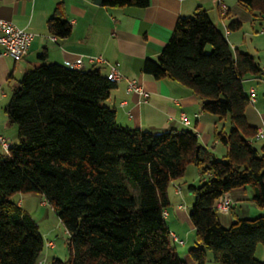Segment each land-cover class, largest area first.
Here are the masks:
<instances>
[{"label":"trees","instance_id":"obj_1","mask_svg":"<svg viewBox=\"0 0 264 264\" xmlns=\"http://www.w3.org/2000/svg\"><path fill=\"white\" fill-rule=\"evenodd\" d=\"M148 2L103 0V5ZM238 3L253 21L264 19V0ZM240 25L232 20L227 28ZM46 28L60 38L71 33L58 9ZM38 57L42 62L18 79L3 110L16 126L18 143L0 155V264L43 261L38 226L12 199L28 192L44 198L68 234L69 259L51 264H186L172 247L164 212L169 186L190 164L201 175L198 185H187L196 242L191 258L204 264L208 250L218 264H264L254 256L256 246L264 245V215L237 218L225 227L215 209L220 195L245 185L253 188L252 201L264 207V144H253L256 129L246 120L249 99L241 82L260 70L250 54L231 49L204 9L178 18L143 72L181 83L200 98L205 113L228 122V131L213 132L226 147L222 159L189 129L152 133L118 125L115 111L102 103L116 83L100 67L45 63V51Z\"/></svg>","mask_w":264,"mask_h":264},{"label":"crops","instance_id":"obj_2","mask_svg":"<svg viewBox=\"0 0 264 264\" xmlns=\"http://www.w3.org/2000/svg\"><path fill=\"white\" fill-rule=\"evenodd\" d=\"M221 4L227 7L224 14L220 11ZM197 7L207 12L232 50L250 54L259 66L258 74H246L241 82L249 99L245 107L246 120L256 130L264 128V35L259 33L264 27V19L253 21L250 12L240 6L238 0H149L145 7H110L104 6L103 1L95 4L94 0H0V18L12 21L34 35L27 54L21 60L0 56V101L8 98L4 90L6 84L13 78L20 79L25 71L39 65L42 61L38 56L44 51L45 63L66 64L80 69L98 66L105 75L110 64L118 63L123 77L103 101L105 106L115 111L118 125L148 131L189 129L216 156L219 142L213 137L214 129L228 131V122L205 113L200 98L181 83L169 79L155 80L143 72L145 60L157 59L178 18L192 16ZM57 9L61 19L71 26V33L66 38L56 37L46 28V21ZM232 20L241 23L237 30L227 28ZM78 60L80 65L75 64ZM132 78L137 79L144 96L127 90V81ZM0 111L3 110L0 108ZM183 115L187 118V125L183 123ZM13 129L0 112V134H4L10 146L13 144L10 139L15 141V137L9 136H13ZM253 144L260 148L264 140ZM219 150L223 158L226 147L223 145ZM192 171L194 179L186 181L187 185L201 177L197 169L196 173ZM171 185L172 196H178V201L173 202V212L166 208L165 220H172L167 223L171 244L186 264H197L188 253L196 246L194 227L189 219L193 199L189 192H183L177 179ZM177 187L180 188L179 193ZM228 194L233 204L231 212L225 215H232L223 220V224H230L237 218L264 215V207L252 201L251 186L234 188ZM169 201L172 202L170 195ZM17 203L28 211L20 201ZM259 245L254 256L262 261L264 259H260L258 253L264 255V245ZM205 255L204 264H218L210 251L206 250Z\"/></svg>","mask_w":264,"mask_h":264},{"label":"rangeland","instance_id":"obj_3","mask_svg":"<svg viewBox=\"0 0 264 264\" xmlns=\"http://www.w3.org/2000/svg\"><path fill=\"white\" fill-rule=\"evenodd\" d=\"M210 49H211V46L207 45L205 48V51L209 52ZM15 79L18 81L19 78L11 79L6 84V86L4 87V90L7 93L8 98L0 101V108L2 110H4V107L6 106V104L9 101V98H10L11 92H12V87H14V85L16 83ZM0 112H1V116L3 117V119L6 122L7 119H6V116L4 115V111H0ZM212 116H215V115H212ZM12 126L14 128L13 129V136L12 135H9V136L15 137V141L13 140V138H11L10 143H13L12 145H15L18 143L17 131H16V126L15 125H12ZM161 131L162 130H152L150 132L159 133ZM219 148H221V149L223 148V145L221 143H219L216 147V157L218 159H220L222 157L221 156L222 151H220ZM5 154H7V149H4L0 145V155H5ZM192 170H194V172L196 173V167H194V165H192V164L188 165L183 176L177 179V182L180 183V187L182 188L183 192H185L186 194H189L188 190H187V182L190 181V179H194L192 177V175H193ZM192 183L194 185H198L200 183V179L197 178L196 180H193ZM248 187L250 188V185H248ZM171 188H172V185L169 186L168 193L170 195V198L172 197V202L170 201L169 205L166 208L171 210V212H173V207H174L173 202L175 203L176 201H178L176 199V197H178V196H174V195L172 196ZM191 197L193 199L192 195H191ZM12 199L14 201H20L21 204H23V207L28 210L29 214L31 215V217L34 219V221L36 222V224L38 226V231L43 238V247H42V250H41L40 255H39V258L43 260V263L44 264H51L53 259H58V260L63 261V262L67 261L69 259V254H70L69 253V245H68V234H67L63 224L59 220L58 216L56 215V213L52 209V207L47 202H45L44 198L39 193H36V192L17 193L14 196H12ZM181 203H183V202H181ZM237 212H239V210ZM231 215L228 216V215H225L222 213H218V217H219L220 222L223 226H225V227L229 226V224H223L222 221L226 220ZM247 219H251V218H247ZM168 222L171 223L172 220L169 221L167 219L166 223H168ZM47 241H52L54 243V246L48 247L46 245ZM259 246H261V245H259ZM258 256L260 257V259H264V258H262V257H264V255H262L261 253H258ZM262 261H264V260H262Z\"/></svg>","mask_w":264,"mask_h":264},{"label":"built area","instance_id":"obj_4","mask_svg":"<svg viewBox=\"0 0 264 264\" xmlns=\"http://www.w3.org/2000/svg\"><path fill=\"white\" fill-rule=\"evenodd\" d=\"M220 11L222 14L226 13L227 7L224 4H221ZM259 33L261 35H264V27L260 29ZM33 36H34L33 33L18 27L12 21L0 18V56L1 55L10 56L15 61L21 60L27 54ZM75 64L80 65V61L78 60ZM107 77L109 80L115 83L119 82L122 79L123 76L119 69L118 63L109 65ZM127 90L144 96V91L139 85L137 79L135 78L129 79L127 81ZM182 120L184 125L188 124L185 115L182 116ZM252 140L253 141L264 140V128H260L256 130V132L252 137ZM0 145L4 149L9 148L8 140L1 134H0ZM176 191L179 192V188H176ZM232 204L233 203L228 192H225L217 198L215 203V209L219 213L228 214L232 210ZM164 214L167 215L165 212ZM174 240H176V238H174ZM178 242L181 243L182 241H178ZM47 246L53 247L54 243L52 241H47ZM38 264H43V261H39Z\"/></svg>","mask_w":264,"mask_h":264},{"label":"water","instance_id":"obj_5","mask_svg":"<svg viewBox=\"0 0 264 264\" xmlns=\"http://www.w3.org/2000/svg\"><path fill=\"white\" fill-rule=\"evenodd\" d=\"M102 1L103 0H94V3L99 5V4H101Z\"/></svg>","mask_w":264,"mask_h":264}]
</instances>
